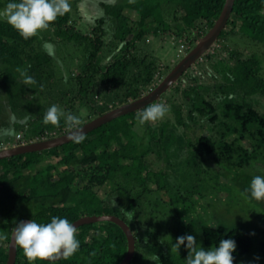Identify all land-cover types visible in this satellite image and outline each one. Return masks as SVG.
Returning a JSON list of instances; mask_svg holds the SVG:
<instances>
[{"label":"trees","instance_id":"obj_1","mask_svg":"<svg viewBox=\"0 0 264 264\" xmlns=\"http://www.w3.org/2000/svg\"><path fill=\"white\" fill-rule=\"evenodd\" d=\"M8 2L0 0V9ZM224 2L104 0L100 5L105 16L98 17L96 25L87 23L85 27L92 32L88 33L83 24V28L79 26L76 0H70L71 11L51 22L42 34L58 36L54 39L59 47L69 52L71 46V55L77 54L67 79H57L50 55L39 47V34L26 40L0 20V90L6 93L12 113L25 117L24 123H14L22 131L18 142L50 138L72 129L66 116H80L79 106L91 110L86 111L89 121L148 92L176 61L169 59L164 64L142 44L150 36L171 33L182 38L180 44L189 51L213 25ZM105 17L108 24L104 26ZM238 40L264 46V0H234L215 45L170 85L164 100L168 111L157 122L146 123L144 130L135 125L138 115L156 101L101 124L83 134L82 141L73 139L57 147L1 158L0 264L7 260L11 230L19 220L50 222L52 216H58L72 223L95 214L117 215L131 228L135 252L128 264H186L191 250L182 245L177 253L174 248L176 238L186 234L196 236L197 249H212L222 239L235 240L233 264H241L240 258L252 250L249 233L241 226H209L197 217L184 216L194 211L196 195L176 173L183 169L201 184L210 177L217 185L224 173H215L207 162L212 158L236 171L234 181L243 190L254 176L248 171L252 164L259 157L264 159V54L253 51L244 56ZM222 50L227 55L219 57ZM192 66L203 67V76L194 73ZM47 71L56 76L60 88L51 89L50 97L44 94L47 86L53 88L51 82L45 87ZM96 96L107 103L99 105ZM66 102L69 105L59 126L42 123L52 104L62 108ZM98 107L102 109L96 111ZM7 131L0 146L10 143ZM44 158L50 161L31 174L27 191L15 188L20 184L18 174ZM153 158H161L164 167H155ZM56 167L62 170L53 174ZM149 195L158 203L156 209H148ZM157 211L162 219L154 216ZM77 239L80 246L71 257L37 259L35 264H118L127 249L125 233L112 221L81 224ZM260 252L264 256V237ZM156 255L160 260L154 262ZM14 264H29L18 246Z\"/></svg>","mask_w":264,"mask_h":264},{"label":"rangeland","instance_id":"obj_2","mask_svg":"<svg viewBox=\"0 0 264 264\" xmlns=\"http://www.w3.org/2000/svg\"><path fill=\"white\" fill-rule=\"evenodd\" d=\"M104 0H76V5L78 7L76 17L81 19V25L79 23L80 28H83L86 32L92 33L91 30L87 26V23L90 24V26L97 24V18L100 16H105V12L103 7L100 5V2ZM107 2H122L127 0H105ZM85 14L87 17H85ZM83 19V20H82ZM83 24V27H82ZM107 17H105V25H107ZM46 30L40 31L38 34L40 35V43L39 47H41L44 51H46L50 57H51V68H53V71L58 77H62L63 79H67L69 76V72L73 71L74 65L73 62H77V54H72L73 48L68 47L69 52L64 49V46L59 47L55 35L52 33L47 32V34L44 36ZM53 36H51V35ZM48 36V37H47ZM54 37H56L54 39ZM53 38V39H51ZM180 40L182 38L171 36V33L165 34V36H150L147 44L144 42L142 45H147V47L153 52L161 57L163 59V63L167 64L169 59H172V62H175L173 65L170 66L169 70L187 53L188 50L183 48V45L180 44ZM196 43V42H195ZM194 43V45H195ZM180 44V45H179ZM239 47L241 51L243 52L244 56L249 55L253 51H257L259 54H264V46L263 45H253L249 41L242 42L238 40ZM215 44H213L214 46ZM212 46V47H213ZM182 49V50H181ZM181 50V51H179ZM212 51V48H211ZM227 52L222 50L219 51V57L226 56ZM74 60H73V59ZM175 60V61H174ZM200 60V59H199ZM199 60L197 61L199 63ZM204 61V60H203ZM67 62H71L69 66H67ZM171 62V60H170ZM194 73H199L203 71V67L200 66H192ZM168 70V71H169ZM189 70V69H188ZM187 70V71H188ZM167 71V72H168ZM49 71L45 72V78L43 80L45 87L51 83H53L52 87L47 86L44 89V94L48 97L51 96V89L57 90L58 86L55 80L56 76L48 74ZM166 72V73H167ZM165 73V75H166ZM164 75V76H165ZM162 76L160 80L164 77ZM159 80V81H160ZM158 81V82H159ZM157 82V84H158ZM60 87V86H59ZM60 89V88H58ZM63 91V90H62ZM171 89H169L167 92L161 95L159 100H157L155 103H162L164 104V100L168 99V96L170 94ZM56 92V91H55ZM61 92V91H60ZM147 92V91H146ZM145 92V93H146ZM99 105H102L106 102V99H102L99 97H95ZM70 102V101H69ZM109 103V102H108ZM260 103L262 104L263 101L260 99ZM69 103L66 102L64 105H62V110L67 111ZM119 106V105H118ZM84 106H79L80 113L78 116L80 118V123H85L87 121V113L91 110L85 109ZM102 107H98L96 111H100ZM78 111V110H76ZM86 111H88L86 113ZM96 117V116H95ZM16 121L25 122L24 118L16 117L12 113V109L10 105L7 102V95L4 91L0 90V138L3 141L5 139L4 133L5 130L8 129L6 134L9 136V144L3 143L0 148L10 146L16 141L18 142V139H20L22 131L15 128L14 123ZM158 121V120H157ZM155 121V122H157ZM155 122H147L150 124H153ZM136 127L139 131H142L146 128L145 124H140V122H137ZM181 131V128L179 129ZM46 153V152H44ZM42 155H45V154ZM264 154V152L262 153ZM148 160V158H147ZM212 169H214L215 173H224L225 176L222 175V177L219 179V184L215 182V179H212L210 177H206V182H203L202 184L197 182L196 176L193 174L192 178L189 177L183 169L180 172L179 170L176 171L179 181L185 186L187 185V190L194 188V196H201V197H193L195 201L197 202L192 206L193 212L190 214H183L186 217H197L199 220L204 222L208 225H217V224H223L226 227L231 226H241L243 227L250 235L252 239V250L251 252L244 257L240 258L241 264H264V256L260 252V242L264 237V201H256V200H250L247 199L244 195V190L249 186L250 182H248L245 186V188H240V185L234 181V177L236 176L235 170H229L224 167L222 163L214 161L212 158L207 159ZM50 160L48 158H44L42 161L38 162L35 167L28 170H23L21 174L19 175L18 184L15 188H22V191H27V183L31 176V174L36 170L37 167H41L40 164L49 162ZM152 161H154L155 167H164V161L161 158H153ZM262 161L264 159L262 158ZM261 161V158L259 157L257 159V162H254L252 164L253 168H250L248 170L249 172L253 173L254 175L257 174H264V163ZM79 163V162H78ZM76 163L75 166L78 164ZM261 163V164H260ZM58 170H62V168L56 167L52 170V173L55 174L58 172ZM247 171V172H248ZM172 179L176 182L174 175H171ZM188 179V180H187ZM218 181V180H217ZM197 185L195 186V184ZM198 183L200 185H198ZM191 185V188H190ZM193 186V187H192ZM186 190V191H187ZM218 190L221 192L218 194ZM219 195V196H218ZM162 197L164 199H167L166 196ZM149 200L147 203L148 209H156L157 204L155 202L153 203V199L151 200L150 195L147 197ZM156 199V197H154ZM155 213V212H154ZM154 216H158L162 219V215H160L157 211V213L154 214Z\"/></svg>","mask_w":264,"mask_h":264},{"label":"clouds","instance_id":"obj_3","mask_svg":"<svg viewBox=\"0 0 264 264\" xmlns=\"http://www.w3.org/2000/svg\"><path fill=\"white\" fill-rule=\"evenodd\" d=\"M71 7L70 0H9L6 6L0 9V20L8 23L19 36L27 40L49 28L51 22L70 12ZM28 80L34 82L32 77H28ZM167 111L165 104H151L139 113L138 119L140 124L155 122L162 119ZM64 117L65 112L58 105L52 104L45 112L42 123L59 126ZM66 123L70 128L79 131L75 139L77 142L82 141L84 136L78 127L80 118L68 113ZM21 143L27 142L16 141L10 146ZM244 195L250 200L264 201V174L252 177ZM13 239L15 245L22 249L29 264H35L37 259H50L53 256H63L67 259L75 254L80 246L77 227L66 217L58 216H52L50 222H38L35 219L19 222L13 231ZM182 245L191 250L185 258L186 264H233V253L236 249V241L233 239H222L218 246L212 249H197L196 236L186 234L175 240L174 248L177 253ZM159 260L157 255L152 258L154 262Z\"/></svg>","mask_w":264,"mask_h":264},{"label":"water","instance_id":"obj_4","mask_svg":"<svg viewBox=\"0 0 264 264\" xmlns=\"http://www.w3.org/2000/svg\"><path fill=\"white\" fill-rule=\"evenodd\" d=\"M234 0H225L223 7L220 11L219 16L214 21L213 25L209 30L202 36L198 38L195 45L185 53V55L171 68L170 71L160 80V82L147 93L141 95L140 97L116 106L92 119L79 125V129L82 130V134H85L92 129L100 126L101 124L118 117L122 114H125L130 111L140 109L141 107L157 101L160 96L174 83L177 78L187 70L194 62L199 59L203 53H205L218 39L220 31L223 29L224 25L227 22V19L231 13ZM79 134L77 129H70L59 135H55L50 138H45L41 140H35L27 143H21L18 145L3 147L0 148V159L5 157H10L16 154L31 152V151H40L43 149H49L53 147L60 146L64 143H67ZM30 219L23 218L19 220L16 224L21 221H28ZM98 221H112L116 223L125 233L127 239V249L124 257L118 264H128L132 259L135 252V238L133 232L129 225L119 216L114 214H95V215H84L73 221L74 226L78 227L84 223H93ZM16 224L13 226L10 234V239L8 243V256L5 264H14L16 258L17 245L14 243L13 231L16 227ZM62 256H53L50 259H45L49 261H55L61 258Z\"/></svg>","mask_w":264,"mask_h":264}]
</instances>
